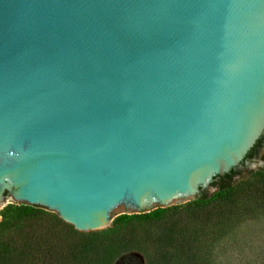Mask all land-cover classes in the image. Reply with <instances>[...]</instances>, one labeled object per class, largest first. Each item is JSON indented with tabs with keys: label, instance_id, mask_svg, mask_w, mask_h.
<instances>
[{
	"label": "water",
	"instance_id": "1",
	"mask_svg": "<svg viewBox=\"0 0 264 264\" xmlns=\"http://www.w3.org/2000/svg\"><path fill=\"white\" fill-rule=\"evenodd\" d=\"M263 133L264 0H0V209L97 236L192 206Z\"/></svg>",
	"mask_w": 264,
	"mask_h": 264
},
{
	"label": "trees",
	"instance_id": "2",
	"mask_svg": "<svg viewBox=\"0 0 264 264\" xmlns=\"http://www.w3.org/2000/svg\"><path fill=\"white\" fill-rule=\"evenodd\" d=\"M261 161L255 171L240 177L235 170L214 185L211 193H199L192 206L156 211L149 217L141 213L135 219L123 214L97 236L75 234L70 248H64L62 238L73 232L49 214L7 204L0 210L3 264H110L116 251L135 246L138 230L147 226L156 229L150 242L162 246L155 264H215L228 239L227 229L234 230L241 220L242 215L235 212L238 206L264 209V155ZM14 235L20 237L19 242ZM171 247L173 251L168 250Z\"/></svg>",
	"mask_w": 264,
	"mask_h": 264
},
{
	"label": "rangeland",
	"instance_id": "3",
	"mask_svg": "<svg viewBox=\"0 0 264 264\" xmlns=\"http://www.w3.org/2000/svg\"><path fill=\"white\" fill-rule=\"evenodd\" d=\"M262 152L263 154H258L259 156H255L251 161L236 169L240 172V177L244 176L248 171H255L258 168L261 164V157L264 155V150ZM212 191L213 189L210 188L206 192L200 190L199 193L209 194ZM235 212L242 215L241 220L234 226V230L227 229L228 239L222 245V249L218 251L217 257H215L216 260L213 263L264 264V209L248 210L246 206H242L241 204ZM155 230L150 229L148 226L141 227L138 230L135 246L126 250L116 251L111 258L110 264H155L156 254L160 251V248L162 249V246L150 242L151 233ZM13 237H15L14 240L16 242H19L20 237L18 235H14ZM75 238L76 235L74 233H66L64 238H62L64 240V248H70L75 244ZM168 250L173 251L172 247ZM3 263L4 257L0 255V264ZM10 264L12 263L10 262Z\"/></svg>",
	"mask_w": 264,
	"mask_h": 264
},
{
	"label": "flooded vegetation",
	"instance_id": "4",
	"mask_svg": "<svg viewBox=\"0 0 264 264\" xmlns=\"http://www.w3.org/2000/svg\"><path fill=\"white\" fill-rule=\"evenodd\" d=\"M264 150V133L261 136V138L259 139V141L257 142V144L255 145L254 149L252 150V155L250 156V158L246 159V161H249L250 159L254 158L255 156H257L258 154H263ZM259 156V155H258ZM262 163V161H261Z\"/></svg>",
	"mask_w": 264,
	"mask_h": 264
}]
</instances>
